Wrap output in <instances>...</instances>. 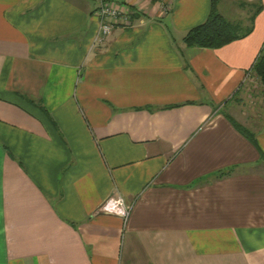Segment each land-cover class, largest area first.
<instances>
[{
	"label": "crops",
	"instance_id": "crops-1",
	"mask_svg": "<svg viewBox=\"0 0 264 264\" xmlns=\"http://www.w3.org/2000/svg\"><path fill=\"white\" fill-rule=\"evenodd\" d=\"M115 1L98 40L97 0H0V264H264V0H216L260 9L213 49L181 41L210 0Z\"/></svg>",
	"mask_w": 264,
	"mask_h": 264
},
{
	"label": "trees",
	"instance_id": "trees-1",
	"mask_svg": "<svg viewBox=\"0 0 264 264\" xmlns=\"http://www.w3.org/2000/svg\"><path fill=\"white\" fill-rule=\"evenodd\" d=\"M215 5L216 0H210L209 9L205 18L200 23L185 31L181 37V41L186 47L213 49L246 35L251 29V22L254 15L260 9V5L255 6L253 10L250 11L248 17L249 25L242 27L236 22L224 19L217 13ZM251 71L257 77L259 82L264 85V39L261 43L258 54L251 65ZM176 105L178 104H167L160 106L159 108L165 109ZM226 119L240 134L248 138L252 144H255L253 136H251L245 128L240 126L228 115H226ZM220 175H222V173L218 172V176Z\"/></svg>",
	"mask_w": 264,
	"mask_h": 264
},
{
	"label": "built area",
	"instance_id": "built-area-1",
	"mask_svg": "<svg viewBox=\"0 0 264 264\" xmlns=\"http://www.w3.org/2000/svg\"><path fill=\"white\" fill-rule=\"evenodd\" d=\"M97 1L98 4L94 9V16L97 21L98 40H102L117 25L121 27L130 26V12L124 5L115 0ZM130 207V202H126L122 196L116 195L101 204L100 209L106 213L118 215L125 220ZM121 208L125 209L124 214H120Z\"/></svg>",
	"mask_w": 264,
	"mask_h": 264
},
{
	"label": "rangeland",
	"instance_id": "rangeland-1",
	"mask_svg": "<svg viewBox=\"0 0 264 264\" xmlns=\"http://www.w3.org/2000/svg\"><path fill=\"white\" fill-rule=\"evenodd\" d=\"M232 7H233V3L230 0H224L223 13L228 15V13L231 12L230 9ZM242 7L244 8L246 7L247 8L246 10L248 12L252 10V8L249 7L247 4H243ZM248 86L249 89L247 90L245 97L243 99L245 104L247 105V108L249 109L251 108V110H254V112H260V110H264V88L261 87L260 83L256 79H253L252 82L250 81L248 83ZM247 111L243 110L244 114H246Z\"/></svg>",
	"mask_w": 264,
	"mask_h": 264
},
{
	"label": "clouds",
	"instance_id": "clouds-1",
	"mask_svg": "<svg viewBox=\"0 0 264 264\" xmlns=\"http://www.w3.org/2000/svg\"><path fill=\"white\" fill-rule=\"evenodd\" d=\"M124 212H125V209L121 208V213L120 214H124Z\"/></svg>",
	"mask_w": 264,
	"mask_h": 264
}]
</instances>
